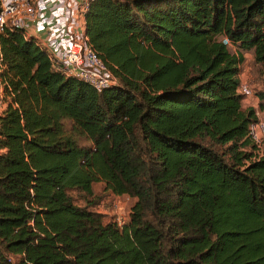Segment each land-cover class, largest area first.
Returning a JSON list of instances; mask_svg holds the SVG:
<instances>
[{"label":"trees","instance_id":"16d2710c","mask_svg":"<svg viewBox=\"0 0 264 264\" xmlns=\"http://www.w3.org/2000/svg\"><path fill=\"white\" fill-rule=\"evenodd\" d=\"M84 33L100 92L0 33V264H264V143L236 91L242 52L264 71V0H92ZM96 182L134 199L125 223Z\"/></svg>","mask_w":264,"mask_h":264},{"label":"built area","instance_id":"2783aa9c","mask_svg":"<svg viewBox=\"0 0 264 264\" xmlns=\"http://www.w3.org/2000/svg\"><path fill=\"white\" fill-rule=\"evenodd\" d=\"M92 0H0V33L19 30L39 46L51 68L64 77L86 82L100 92L115 82L88 43L84 14ZM224 43H228L223 39ZM0 61V117L12 102L13 93L3 76ZM242 100L253 98L250 86L240 81L236 89ZM251 140L264 143V118L256 117L248 126ZM8 260L13 261L12 256Z\"/></svg>","mask_w":264,"mask_h":264},{"label":"rangeland","instance_id":"374dc122","mask_svg":"<svg viewBox=\"0 0 264 264\" xmlns=\"http://www.w3.org/2000/svg\"><path fill=\"white\" fill-rule=\"evenodd\" d=\"M230 52L234 53L237 52L236 48L229 47ZM243 54V61L239 66L240 70V81L244 82L248 86H250L253 90V98H256V92L264 91V71L261 69L259 64H256L252 60L251 51L242 52ZM256 95V96H255ZM250 100H241V107H251L249 106ZM259 103H256L255 107H251L255 110V116L258 118H262L259 106ZM264 107V102H263ZM257 112V113H256ZM64 127L69 129V122L67 120L63 121ZM78 142L81 145H86L87 142L83 138H78ZM94 193L95 195H101V199L99 200L98 204L91 207L92 209L103 213L104 218L106 220H113L118 224H123L128 220V213L130 206L133 203V200L130 199L128 196H117L109 193L108 191H104L103 183L96 182L93 183ZM69 193L73 198V202L76 205H84L85 202L90 198L84 197L80 193H76L73 190H70Z\"/></svg>","mask_w":264,"mask_h":264},{"label":"crops","instance_id":"0c3cea01","mask_svg":"<svg viewBox=\"0 0 264 264\" xmlns=\"http://www.w3.org/2000/svg\"><path fill=\"white\" fill-rule=\"evenodd\" d=\"M249 100H250V104H249V106H251V107H255L256 106V103H257V99L255 98V99H251V98H248ZM247 99V100H248ZM244 100H246V99H244ZM260 112H261V115H262V117L264 118V107L260 110ZM257 113V112H256ZM92 190L94 191V188H93V184H92ZM117 196H120V197H122V196H125V195H117ZM127 196V195H126ZM130 198V197H129ZM130 199H132L133 201H134V199L133 198H130Z\"/></svg>","mask_w":264,"mask_h":264}]
</instances>
